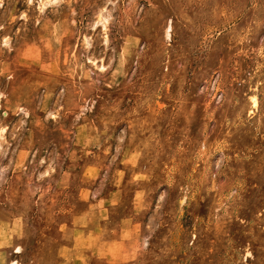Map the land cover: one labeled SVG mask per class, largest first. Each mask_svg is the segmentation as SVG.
Here are the masks:
<instances>
[{
	"label": "rangeland",
	"instance_id": "1",
	"mask_svg": "<svg viewBox=\"0 0 264 264\" xmlns=\"http://www.w3.org/2000/svg\"><path fill=\"white\" fill-rule=\"evenodd\" d=\"M0 135V264H264V0H0Z\"/></svg>",
	"mask_w": 264,
	"mask_h": 264
},
{
	"label": "bare ground",
	"instance_id": "2",
	"mask_svg": "<svg viewBox=\"0 0 264 264\" xmlns=\"http://www.w3.org/2000/svg\"><path fill=\"white\" fill-rule=\"evenodd\" d=\"M30 1H33V0H30ZM39 2H40V5H42V6H46V5H48V4H50V3H53V1H56V0H38ZM40 8V7H39ZM105 26V25H104ZM171 26H169L168 27V29H167V36L169 37L170 36V33H171ZM257 105H258V102H257V98L256 97H253L252 98V106H253V108L255 109L256 107H257ZM253 112V111H252ZM112 114V113H111ZM2 135H0V137H1ZM213 155V154H212ZM149 204V203H148ZM17 251L19 252L20 251V248H18L17 249ZM10 264H18V262H16V261H12V262H10Z\"/></svg>",
	"mask_w": 264,
	"mask_h": 264
}]
</instances>
